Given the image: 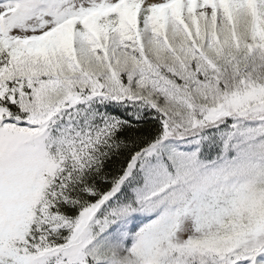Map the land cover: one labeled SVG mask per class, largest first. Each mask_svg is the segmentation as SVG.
<instances>
[{
	"label": "snow or ice",
	"instance_id": "1",
	"mask_svg": "<svg viewBox=\"0 0 264 264\" xmlns=\"http://www.w3.org/2000/svg\"><path fill=\"white\" fill-rule=\"evenodd\" d=\"M0 264H264V0H0Z\"/></svg>",
	"mask_w": 264,
	"mask_h": 264
}]
</instances>
